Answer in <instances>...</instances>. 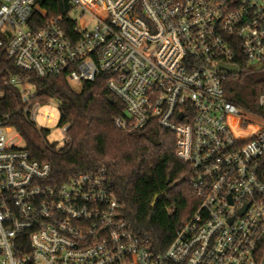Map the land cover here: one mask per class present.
<instances>
[{
  "label": "built area",
  "instance_id": "1",
  "mask_svg": "<svg viewBox=\"0 0 264 264\" xmlns=\"http://www.w3.org/2000/svg\"><path fill=\"white\" fill-rule=\"evenodd\" d=\"M69 1L70 22L35 28V0H0V76L2 55L27 74L7 79L27 121L50 132L39 121L55 118L30 73L103 76L125 104L117 127L156 121L175 133L199 205L156 251L122 217L104 169L53 182L0 118V264H264V91L245 112L224 89L240 58L264 66V0Z\"/></svg>",
  "mask_w": 264,
  "mask_h": 264
},
{
  "label": "trees",
  "instance_id": "2",
  "mask_svg": "<svg viewBox=\"0 0 264 264\" xmlns=\"http://www.w3.org/2000/svg\"><path fill=\"white\" fill-rule=\"evenodd\" d=\"M71 10L69 0H35L30 23L40 28L58 17L70 22ZM1 64L9 65L10 70L2 69L0 76V118H6L21 136L30 157L48 163L56 183L104 169L122 217L134 232L148 236L156 251H164L199 205L191 186L192 170L177 157L175 133L156 121L136 130L117 127L115 119L124 116L125 104L108 88L103 76L84 81L80 90H75L64 75L38 77L30 73L29 83L37 97L44 103L55 102L60 127L68 125L70 142L62 147L51 144L47 141L50 132L39 130L24 116L19 87L7 82L10 75L27 74L14 68L6 55H2ZM240 65L239 74L224 81L225 96L245 112H257L264 77L247 78L250 64L240 58ZM164 191L166 196H160L152 209L155 195Z\"/></svg>",
  "mask_w": 264,
  "mask_h": 264
},
{
  "label": "rangeland",
  "instance_id": "3",
  "mask_svg": "<svg viewBox=\"0 0 264 264\" xmlns=\"http://www.w3.org/2000/svg\"><path fill=\"white\" fill-rule=\"evenodd\" d=\"M250 71L247 75V78H254V79H261L264 77V69L257 70L255 64L250 65ZM73 88L75 90H80L81 86L80 83H71ZM45 109L51 110L54 115V121L51 124H44L41 121H39V125L44 126L50 130V134L47 137V141L51 144L56 143L59 147H62L64 145V139L65 134L62 130V128L59 125L60 120V114L56 103H53L49 107H46ZM8 137L12 139L11 144H19L22 146L24 144L23 140L20 139L17 135V131L14 129L9 134Z\"/></svg>",
  "mask_w": 264,
  "mask_h": 264
},
{
  "label": "water",
  "instance_id": "4",
  "mask_svg": "<svg viewBox=\"0 0 264 264\" xmlns=\"http://www.w3.org/2000/svg\"><path fill=\"white\" fill-rule=\"evenodd\" d=\"M222 69H225L226 71H228L229 73H236L237 72V68L235 66L233 67H230V66H224V65H221L220 66ZM264 66L263 65H260L257 67V70H261L263 69ZM167 194V191H164L163 193L161 194H156L155 197H154V200L151 204V208L152 209H155L156 208V205H157V202H158V199L160 198V196H166Z\"/></svg>",
  "mask_w": 264,
  "mask_h": 264
}]
</instances>
